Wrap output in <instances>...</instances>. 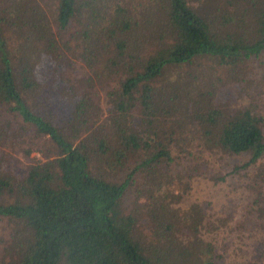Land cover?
<instances>
[{
  "label": "trees",
  "instance_id": "1",
  "mask_svg": "<svg viewBox=\"0 0 264 264\" xmlns=\"http://www.w3.org/2000/svg\"><path fill=\"white\" fill-rule=\"evenodd\" d=\"M4 2L3 264H232L235 239L208 234L212 218L184 200L179 167L187 176L196 145L246 154L230 171L245 180L264 260V115L218 107L200 86L212 69L244 71L264 55V0ZM17 35L19 57L5 39ZM30 129L39 155L24 148L15 171L7 147Z\"/></svg>",
  "mask_w": 264,
  "mask_h": 264
},
{
  "label": "rangeland",
  "instance_id": "2",
  "mask_svg": "<svg viewBox=\"0 0 264 264\" xmlns=\"http://www.w3.org/2000/svg\"><path fill=\"white\" fill-rule=\"evenodd\" d=\"M214 1L223 2V0ZM188 2L197 5L202 3L203 0H188ZM42 3L44 2L42 1ZM5 6L4 0H0V13L5 14L3 9ZM42 7L46 10L47 15L48 6L42 4ZM36 18H41V15ZM9 28L5 25V35L9 33ZM52 30L55 31L54 26ZM20 37L21 35H17V38L5 36V39L8 38V46L14 49L15 57H19L22 52H26L21 46L18 48V44L21 42ZM262 60L264 61V55L250 57L244 71L230 72L223 68H216L210 70L212 76L209 72L204 73L201 82H204L205 85L200 86L209 91L208 101L210 99L211 102L213 101L221 108L234 109L242 107L251 110L255 114L264 115ZM38 62H36V65ZM46 68L47 66H43V69ZM196 73L197 82L200 84L198 76L201 72ZM208 101L200 103H209ZM101 104L103 108H107L104 92L101 95ZM5 114L0 108V120L6 118ZM262 127L264 128V126ZM40 140L36 138L34 131L30 129L23 137L18 136L17 143H12L7 147L8 152L12 155L9 160L15 167V171L21 172L27 162L24 148H32L29 153L30 156L39 155V152L35 149V143ZM188 148L191 155L185 157H193L191 160H185V157L182 159L183 154L179 153L176 148H173L171 154L175 160L179 158L182 161L185 160L184 163H186L187 176H185L183 168L179 167L181 170L179 176L188 183V188L183 193L184 200L201 204L206 214L212 218L210 220L218 229L211 232L207 231L208 234L218 231L220 239L223 237L225 241L228 240L229 246L231 244L230 239H235L236 244L233 247L236 250L238 246L239 249L236 251L237 254L229 251L230 256L233 258L232 264H264V260L258 256V253L254 254L252 249L253 241L258 238L260 232L254 220V215L248 208L247 192L244 188L245 180L230 171L234 165L242 163L247 158L246 154L212 153L197 148V145ZM196 163L198 164L197 168L195 167ZM217 174H225V178L216 180ZM262 195L264 197V187L262 188ZM217 219H223V221L217 223ZM8 238L9 227L5 220L0 219V264H3V259H5L3 248Z\"/></svg>",
  "mask_w": 264,
  "mask_h": 264
}]
</instances>
